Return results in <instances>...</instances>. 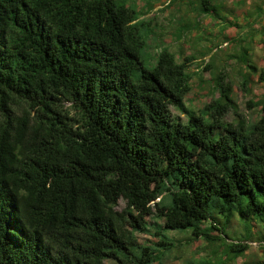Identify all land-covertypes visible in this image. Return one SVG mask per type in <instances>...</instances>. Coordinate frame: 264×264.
<instances>
[{"label": "trees", "instance_id": "1", "mask_svg": "<svg viewBox=\"0 0 264 264\" xmlns=\"http://www.w3.org/2000/svg\"><path fill=\"white\" fill-rule=\"evenodd\" d=\"M141 17L127 0H0V264H156L162 228L237 256L235 218L264 241V102L249 122L221 72L206 110L187 108L192 58L163 47L148 68ZM153 217L159 249L137 236Z\"/></svg>", "mask_w": 264, "mask_h": 264}, {"label": "rangeland", "instance_id": "2", "mask_svg": "<svg viewBox=\"0 0 264 264\" xmlns=\"http://www.w3.org/2000/svg\"><path fill=\"white\" fill-rule=\"evenodd\" d=\"M127 1L137 6L141 18L150 24L142 30L147 40L142 58L148 68L154 67L163 47L173 51L179 61L186 56L192 58L188 64L191 89L185 97L187 108L204 112L219 96L213 78L223 72L233 86L240 112L249 122L258 120L264 102V80L259 79L264 71V0ZM246 75L250 79L249 90L242 87ZM249 100L253 101L251 106ZM170 109L174 116L185 119L179 108L171 106ZM234 118L233 111L225 116L226 121ZM126 205V200L121 199L117 209L122 210ZM211 211L220 221H225V216L213 206ZM152 221L149 230L137 232V236L142 244L159 249L154 232L164 221L157 217ZM203 225L208 226L209 222ZM228 225V242L250 245L241 255L229 251L222 239L208 242L204 237L193 238L191 229L162 228L163 236L174 244L156 264H264V241L259 240L257 234L251 240H244V227L237 218ZM255 232L258 233L256 229ZM212 234L223 235L218 229L212 230ZM107 263L121 264L118 261Z\"/></svg>", "mask_w": 264, "mask_h": 264}]
</instances>
